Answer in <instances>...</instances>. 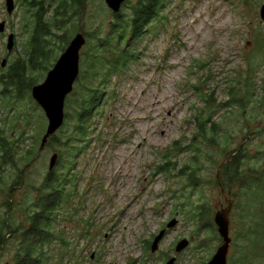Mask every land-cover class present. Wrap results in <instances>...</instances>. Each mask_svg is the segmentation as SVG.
<instances>
[{"label":"rangeland","instance_id":"obj_1","mask_svg":"<svg viewBox=\"0 0 264 264\" xmlns=\"http://www.w3.org/2000/svg\"><path fill=\"white\" fill-rule=\"evenodd\" d=\"M60 2L43 0L50 9ZM135 2L123 7L121 20L131 17ZM86 5V13L64 29L79 25L80 32L88 34L76 88L81 82L92 84L90 76V81H82L86 69L91 75L101 72L98 83L107 80L101 84L103 99L92 119V140L81 143L83 152L69 173V177H76L78 196L72 204L79 217H62L58 222L68 235L81 239L76 246L82 253V264H166L172 258H177L175 264H208L223 243L215 227L216 214L231 204L229 264H249L253 258L264 264V0H169L165 8L168 18L159 23L156 32L136 42L126 36L121 44H113L118 50L140 52L137 60L123 65L122 59L111 64L114 67L85 63L95 49L99 54L110 49L109 44L102 46L101 39L114 38L112 27L117 22L105 2L88 0ZM27 9L26 0H17L10 15L6 0H0V21L8 23L7 32L0 35V137L18 141L25 134L26 141L18 145L22 148L44 137L41 134L48 128L49 120L34 101L32 89L46 80L64 53L60 44V50H48L43 64L31 74L40 78L35 84L20 77L17 69L12 70L25 59V49L30 47L26 41L34 21ZM11 33L16 35V45L10 51ZM106 56L112 55L107 52ZM103 57L108 64V58ZM13 81L20 82L21 93ZM200 84L206 91H214L216 108L209 110L194 91V85ZM230 87L245 107L238 105L231 111L220 108L229 99ZM76 88L68 97L67 114L75 113ZM156 97L161 103L155 106ZM201 109L214 112L220 125L214 142L196 136L195 116ZM68 122L73 130L77 121ZM192 145L201 148L198 156L190 151ZM59 149L55 145L41 150L25 173L20 190L12 191L10 185L15 174L13 160L0 159V173L6 181L0 185L2 239L5 235L0 241V264H14L16 249L22 243L4 223L8 218L9 225L26 220L27 205L41 193L52 156L61 155ZM235 150L245 153L241 169L246 174L241 184H234L232 194L223 189V166H236L235 159L227 160ZM69 154L60 156L67 167L73 161ZM165 155L172 159L171 172L159 169L170 161ZM64 166L57 171H65ZM245 196L248 200L242 211L239 208ZM80 219L93 223L90 231ZM174 219L177 224L168 228ZM164 229L167 232L154 252V240ZM85 232L88 237L79 236ZM185 239L190 245L178 252L177 246ZM45 250L48 264H58L62 254L59 244L47 243Z\"/></svg>","mask_w":264,"mask_h":264},{"label":"trees","instance_id":"obj_2","mask_svg":"<svg viewBox=\"0 0 264 264\" xmlns=\"http://www.w3.org/2000/svg\"><path fill=\"white\" fill-rule=\"evenodd\" d=\"M87 1L88 0H61L58 5L54 8L51 6L52 9H50L44 6L43 0H26L28 8L27 13L31 15V18L34 21V25L32 29L29 30V37L26 41L27 45L30 43V47L27 48L28 51L25 49V59L15 63L12 66V70L14 71L17 69V73L20 74V77H26L27 79L32 80L34 84L39 82L37 80H40V78L31 74L37 71L38 67L43 64L44 58L48 54V50H60L58 46L60 44L63 47V49L61 47L62 51L65 52L70 45L72 38L75 34L79 33L81 29L79 25H75L72 29H67L65 32L64 29L67 28L69 24L74 23L77 17L81 18V16L86 13ZM168 1L169 0H136V2L131 6V17L124 21L121 20L123 14L121 15L115 13L114 15L117 18V22L112 27L115 35L114 38L101 39L102 46L108 44L111 45L110 49H107L106 53L108 52L112 56L107 57L106 53L99 54V49H95L93 55H87L85 58L86 65L89 61H91L93 64L96 62V66H98L99 64L97 65V63L100 62L104 64L105 67L106 65L113 66L122 59H124L123 65H127L130 60H137L140 55L139 51L137 53H133L129 52L127 49L118 50L113 47V44L116 42L121 44L120 41L126 38V36H131V42L132 40L136 42L142 38L143 35L156 32L155 29L159 27V23L168 18L165 13ZM130 3L131 0H129L124 6L130 5ZM261 43L264 45V39ZM111 48H113L112 50H114V52L111 51ZM103 56L108 58V64L106 61H103ZM100 74L101 72L99 71H95L92 75L89 73L88 69L84 71L82 81L87 80L90 76L93 77V80L90 81L88 79V81H90V83L92 82V84L88 86L81 82V86L76 88L77 92L75 99L73 100L76 104V107H74L75 113L68 112L66 124L50 139L47 145V147L57 145L60 147L59 152L61 155L63 156L70 153L69 155L72 157L73 161L70 162L69 167L64 166L63 162L60 161L55 170L49 172L47 178L42 184L41 190H39L41 193L38 195L35 202L33 201L32 206L27 212L31 226L29 231L22 237V243L19 244L18 250L16 251L14 264H48L47 252L45 250V245L47 243L59 244L62 248V254L58 259V264H82L84 262L82 259V253L77 250L76 246L77 243L81 242V239H79V237L76 239L68 235L64 229L58 227V222L62 217L68 220H76L79 214V211L74 208L72 204L78 196L76 177H69V173L71 170L74 171V166L77 163V157H79L83 152L84 147L81 143L91 141V136L95 131L92 125V119L95 114H97L100 102L103 99V94L100 90L101 84L106 83L107 80L106 79L98 83ZM107 74L108 72L105 73V75ZM11 84H13L18 89L19 93H21L20 82L15 84L13 81ZM201 84L194 85V91L202 100H204L206 107L209 110L216 108L218 101L214 98V91H206ZM230 88L231 92H229L228 95L229 99L224 104L220 105V108L226 111H231L238 105L245 107V102L240 99L238 94L234 91V88ZM209 110L206 111L205 109H201L196 112V136H200L203 141L214 142L218 135L217 127L220 125L217 121H215L214 112H210ZM69 120L77 121L76 127L73 130L69 128ZM26 123H29V118L26 119ZM45 133L46 129L43 130L41 135H45ZM24 137L25 134H21L18 141H10L9 138H6L4 135L0 137V159L5 161L12 159L13 162L11 165L13 166L14 172H16V170L17 172H22V169L25 170L27 165L32 164V162L34 163L35 159L41 152L43 136L41 139H35L34 143L30 147L22 148V146H19L21 142L26 141ZM190 151L193 152L195 156H198L199 153H201V148L198 146L194 147L192 145ZM244 155L245 153L242 151L235 150L234 154L227 157V160L230 158L235 159V168L230 165L223 166V173L225 175L224 179H226V182L223 181V189H230L232 194L234 184H239L241 182V178L246 174L245 170L241 169L243 164L242 160L245 158ZM262 155L264 157V153H262ZM168 156L169 155H165V157L170 160ZM171 160L161 164L159 169L161 171L171 172L169 167ZM60 166H64L65 171H57ZM3 182L6 183V181H3L1 172L0 185ZM243 200L244 201L239 208V210L242 211H244L245 204H247L248 199L245 196ZM197 218H199V215L196 216L195 219ZM8 221H10L9 218L4 223L5 229L10 226ZM80 221L84 224V226H86V228H88L89 231L91 230V227L93 226L92 222L86 219H80ZM208 222L213 224V221L211 222L209 220ZM215 227L218 229L217 225H215ZM250 227L252 228L253 226ZM87 234L88 233L86 232L84 234L80 233L79 236L88 237ZM1 239L2 236L0 237V241ZM2 240H5V235ZM256 260L258 259L256 258ZM247 263L258 264V261H255L253 258L250 261H247Z\"/></svg>","mask_w":264,"mask_h":264},{"label":"water","instance_id":"obj_3","mask_svg":"<svg viewBox=\"0 0 264 264\" xmlns=\"http://www.w3.org/2000/svg\"><path fill=\"white\" fill-rule=\"evenodd\" d=\"M105 2L110 9L116 14H119L124 5L129 0H99ZM8 12L13 15L17 8L16 0H7ZM262 18L264 20V5L262 8ZM7 21H0V35L7 32ZM88 43L86 33H78L71 41L68 48L60 56L53 69L47 75L46 80L33 87L32 93L35 101L42 107L49 120L48 128L42 140L41 150H44L48 145L50 139L57 134L66 124L67 120V100L68 97L74 93L76 83L81 75V59L82 50ZM16 45V35L11 33L9 36L8 49L11 51ZM8 60L5 59L3 66L7 65ZM60 161V154L55 153L50 162V172L54 171ZM231 208L228 210L219 211L216 214L215 222L218 226V231L223 239L222 245L217 250L214 257L208 264H229V255L233 243L231 236ZM174 219L168 228H172L177 224ZM167 229L162 230L155 238L152 245V250L156 252L159 249V244L164 238ZM190 245V241L185 239L177 246V251L181 252ZM96 254L94 253L93 259ZM177 258L170 259L166 264H175Z\"/></svg>","mask_w":264,"mask_h":264},{"label":"flooded vegetation","instance_id":"obj_4","mask_svg":"<svg viewBox=\"0 0 264 264\" xmlns=\"http://www.w3.org/2000/svg\"><path fill=\"white\" fill-rule=\"evenodd\" d=\"M6 3H7V0H6ZM16 4H17V0H16ZM9 140L12 141V139H10V138H9ZM22 143L23 142H21V144ZM27 147H29V146H27ZM40 154H41V152L39 153V155ZM32 164H33V162H32ZM32 164L27 165V167L25 168V170L22 169L23 170L22 172L21 171L20 172H17V170H16V172L14 174V178H13V180L10 183V185L12 186V191H14L15 189L20 190V189H23L24 188V185H25V177L24 176H25V173L27 172L28 168H30V166ZM31 206H32L31 204H28L27 205V209L25 210V213L27 215L26 220L19 221V222H17L14 225L10 223V229L12 230L13 233H15L13 235H17L21 239H22L23 235L26 232L29 231L30 226H31L30 221H29V218H28V214H27V212L29 211V209H30ZM11 208H13V207L11 206ZM11 235H12V233H11ZM17 250H18V248L16 249V251Z\"/></svg>","mask_w":264,"mask_h":264},{"label":"bare ground","instance_id":"obj_5","mask_svg":"<svg viewBox=\"0 0 264 264\" xmlns=\"http://www.w3.org/2000/svg\"><path fill=\"white\" fill-rule=\"evenodd\" d=\"M160 103H161L160 98L156 97V100H155V104H154V105L156 106V105H158V104H160Z\"/></svg>","mask_w":264,"mask_h":264}]
</instances>
